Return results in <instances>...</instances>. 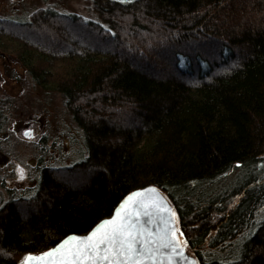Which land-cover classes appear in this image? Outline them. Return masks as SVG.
I'll list each match as a JSON object with an SVG mask.
<instances>
[{
  "label": "trees",
  "instance_id": "16d2710c",
  "mask_svg": "<svg viewBox=\"0 0 264 264\" xmlns=\"http://www.w3.org/2000/svg\"><path fill=\"white\" fill-rule=\"evenodd\" d=\"M85 1L87 15L0 17V53L61 92L87 154L41 156L33 186L0 196V264L87 233L149 184L200 264H264V0Z\"/></svg>",
  "mask_w": 264,
  "mask_h": 264
},
{
  "label": "rangeland",
  "instance_id": "374dc122",
  "mask_svg": "<svg viewBox=\"0 0 264 264\" xmlns=\"http://www.w3.org/2000/svg\"><path fill=\"white\" fill-rule=\"evenodd\" d=\"M38 7L87 15L88 4L85 0H0V17L23 21ZM65 37L71 45L87 38L74 32L66 33ZM0 95L8 104L6 127L0 131V196L3 199L8 197V188L19 193L33 186L30 166L36 165L39 157L48 164L62 166L86 157L83 131L65 111L61 92L45 90L35 83L15 54L0 53ZM27 129H31L30 138L24 135ZM45 142L46 147L42 145ZM87 186L85 182L75 188ZM31 211L21 213L25 216ZM188 251L200 264L197 255Z\"/></svg>",
  "mask_w": 264,
  "mask_h": 264
},
{
  "label": "snow or ice",
  "instance_id": "6c2138e0",
  "mask_svg": "<svg viewBox=\"0 0 264 264\" xmlns=\"http://www.w3.org/2000/svg\"><path fill=\"white\" fill-rule=\"evenodd\" d=\"M140 195L131 194L114 216L100 221L86 235L71 234L45 252L27 253L21 264L38 260L43 264H173L174 256L183 255L177 249L184 243L177 236L175 212L152 197L135 199ZM142 216L148 217L147 223Z\"/></svg>",
  "mask_w": 264,
  "mask_h": 264
},
{
  "label": "water",
  "instance_id": "95a60500",
  "mask_svg": "<svg viewBox=\"0 0 264 264\" xmlns=\"http://www.w3.org/2000/svg\"><path fill=\"white\" fill-rule=\"evenodd\" d=\"M30 131L31 129H27L25 132H24V135L26 137H31L32 135H30ZM147 189H155V192H152V191H141V190H147ZM137 192H140L141 195L140 196H137L135 197V199L139 200L141 198H148V197H152V198H155L157 199L158 201L162 202L166 207L172 209V211L175 212V209L174 207L172 206V204L168 201V199L166 198V196L163 194V192L156 186V185H153V184H149V185H146L144 187H141V188H138V189H135L133 191H131L130 193H128L122 200L121 202L118 204V206L115 208L112 216H114L116 214V210L117 208L121 205V203L127 198L129 197L131 194L133 193H137ZM164 215L167 217L169 216L168 213H164ZM112 216L110 217H107V218H104V219H108V218H111ZM103 219V220H104ZM141 219L147 223V219L148 217L146 216H142ZM176 223H175V227L178 229V233H177V236H178V239L181 240V241H184L185 238L183 236V234L181 233L179 227H178V217H177V214L175 212V217H174ZM102 221V220H101ZM98 224V223H97ZM96 224V225H97ZM95 225V226H96ZM94 226V227H95ZM153 227V230H155V225L152 226ZM74 234V233H72ZM87 233H84V234H76V235H79V236H83V235H86ZM182 234V235H181ZM71 234L67 235L66 237L70 236ZM66 237H64L63 239H61L58 243H60L61 241H63ZM57 243V244H58ZM57 244H55L53 247H55ZM51 247V248H53ZM49 248V249H51ZM48 250V249H47ZM46 251V250H45ZM44 251V252H45ZM166 251H171L170 249H167ZM178 252L182 251L183 252V255H176L173 257V264H198L196 258L190 254V252L187 250V247H186V244H185V241L182 245V248L181 249H177ZM33 254H36V253H33ZM33 264H43V261H34ZM164 264H167V261L164 262Z\"/></svg>",
  "mask_w": 264,
  "mask_h": 264
}]
</instances>
